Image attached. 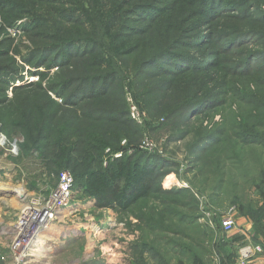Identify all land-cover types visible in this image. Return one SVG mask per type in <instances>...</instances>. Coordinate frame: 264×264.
<instances>
[{
	"label": "rangeland",
	"instance_id": "1",
	"mask_svg": "<svg viewBox=\"0 0 264 264\" xmlns=\"http://www.w3.org/2000/svg\"><path fill=\"white\" fill-rule=\"evenodd\" d=\"M96 77H110L102 100L55 96ZM0 135V264H26L13 228L62 171L136 151L155 171L148 197L98 209L74 185L28 264H237L246 244L264 264V0H0Z\"/></svg>",
	"mask_w": 264,
	"mask_h": 264
},
{
	"label": "trees",
	"instance_id": "2",
	"mask_svg": "<svg viewBox=\"0 0 264 264\" xmlns=\"http://www.w3.org/2000/svg\"><path fill=\"white\" fill-rule=\"evenodd\" d=\"M114 40V52L122 54L125 43L119 44L120 38L117 35ZM61 51H48L49 54L58 53L61 55H59L58 60L54 59L52 64L63 65L68 61V59L62 57ZM109 79L110 77H96L91 79L93 82H96L89 89V93L79 92L76 94L77 99L75 97H72V99L65 97L63 95L65 92L64 89L62 92L55 93V96L61 100L60 103L66 106L67 104H71V106L78 104L87 94L102 100L110 93V89L107 86ZM97 83L101 85H97ZM123 117L129 118V115L126 114ZM154 172L150 160H147L143 154L136 151L132 156H124L121 159H116L102 170L85 172L78 179L72 175L74 177V185L79 184L82 187L87 197L94 201L96 208L126 212L137 204V202L148 197L152 189Z\"/></svg>",
	"mask_w": 264,
	"mask_h": 264
},
{
	"label": "built area",
	"instance_id": "3",
	"mask_svg": "<svg viewBox=\"0 0 264 264\" xmlns=\"http://www.w3.org/2000/svg\"><path fill=\"white\" fill-rule=\"evenodd\" d=\"M130 116L137 123H141L138 111L135 109V107H133V105L130 108ZM3 144V137L0 135V150L1 148H4ZM140 148L144 150H151L154 148V144L148 138H144ZM15 149V143L14 145L11 144L10 147L7 148V152L9 155H14L16 153ZM120 157V154L115 156L116 159ZM57 181V187L50 193L47 200L39 198L31 199L28 203L25 202L26 204L24 205V208L21 212V216H19L18 222L15 224V228H13L14 233H16L12 248L14 262H25L22 258H20L17 251L21 246H29L28 248L30 250L31 244H34L36 240L35 239L33 242L32 237L34 238V236L32 235L37 231V226L43 220V217L45 215L49 217L57 210L67 207L72 200L74 195L73 177L67 171H62L58 175ZM41 200L45 201L41 202ZM46 208L50 209V212H47L45 210ZM233 227L234 223L231 219L225 220L222 225V228L225 230V232H230ZM260 252V247L255 244H246L242 246L239 250L237 264H251V260Z\"/></svg>",
	"mask_w": 264,
	"mask_h": 264
},
{
	"label": "bare ground",
	"instance_id": "4",
	"mask_svg": "<svg viewBox=\"0 0 264 264\" xmlns=\"http://www.w3.org/2000/svg\"><path fill=\"white\" fill-rule=\"evenodd\" d=\"M2 190H4V188H2ZM4 191H7V190H4ZM9 191H15L21 197H26L25 196L26 194H25L24 190L20 186H16V187L12 186V187L9 188ZM45 210L47 212H50V209H48V208H46ZM58 212H61V211L57 210L54 214H51L49 217H47V215H45L43 217V220L37 226V231L32 235V236H34V238L32 237L33 242H34L35 239H36V241H39L40 239H43L42 237L38 238V236L43 231H46L48 228H50L55 220H58V217H57L58 216ZM34 244H36V246L35 247L33 246V248H34V249L32 248L33 252H32V249L29 250V248H28L29 246H21L19 248V250L17 251L19 253L20 258H22L26 262V264H28L29 261H31L30 259L33 257L34 253L37 254L38 252H40V245L41 244H39L38 242L37 243L35 242Z\"/></svg>",
	"mask_w": 264,
	"mask_h": 264
},
{
	"label": "crops",
	"instance_id": "5",
	"mask_svg": "<svg viewBox=\"0 0 264 264\" xmlns=\"http://www.w3.org/2000/svg\"><path fill=\"white\" fill-rule=\"evenodd\" d=\"M1 161H2V160H1ZM5 167H6V165H5ZM0 170H5V168H4L3 166L0 165ZM73 197H74V196H73ZM93 205H94V201L92 200V201H91V206H93ZM58 215H60V214H58ZM65 218H67V216L63 217V220H64ZM58 219H59V217H58ZM56 221H57V223H60L59 220H56ZM41 236H42V237H46V236H44L43 234H41ZM46 238H47V237H46ZM49 238H50V236H49ZM32 251H33V250H32Z\"/></svg>",
	"mask_w": 264,
	"mask_h": 264
}]
</instances>
